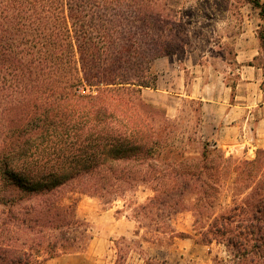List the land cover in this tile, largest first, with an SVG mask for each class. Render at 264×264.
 <instances>
[{"label": "trees", "instance_id": "obj_1", "mask_svg": "<svg viewBox=\"0 0 264 264\" xmlns=\"http://www.w3.org/2000/svg\"><path fill=\"white\" fill-rule=\"evenodd\" d=\"M250 2L264 18V3ZM178 16L177 6L154 0H0V206L11 216L0 230L15 221L32 235L19 247L0 239V264H47L86 249L89 224L81 228L76 209L61 202L74 190L112 204L148 186L155 195L138 206L139 223L186 237L173 228V216L191 195L198 207L207 204L231 159L221 152L212 158L209 142L199 156L175 152L143 99V89L156 88V61L178 49ZM259 38L264 48V33ZM25 200L38 206H22ZM246 208L237 204L215 218L211 232L238 237L254 228L264 243V197L256 207L262 216L235 227ZM125 243L123 237L118 247L132 250ZM228 246L243 244L228 239ZM130 250L115 264H127Z\"/></svg>", "mask_w": 264, "mask_h": 264}, {"label": "rangeland", "instance_id": "obj_2", "mask_svg": "<svg viewBox=\"0 0 264 264\" xmlns=\"http://www.w3.org/2000/svg\"><path fill=\"white\" fill-rule=\"evenodd\" d=\"M154 1L162 3L166 9L176 6L179 9V16L174 21L178 49H174V55L165 58H170L174 68L188 70L185 71L186 81L190 80L189 74L193 71L199 77L196 88L199 92L200 88L204 89L206 98H219L227 94L231 96L228 99L232 103L243 102L247 111L255 112L253 121L254 118L264 117L261 105L264 99V48L259 38L264 33V18L260 16V10L254 8L250 0ZM261 2L264 3V0ZM163 62L160 59L156 61L158 81L161 74L169 69ZM258 68L260 70L256 71ZM170 70V76L175 78V71ZM163 91L161 88L158 92L163 97L154 107L157 113L154 123L161 128L174 151L184 150L188 157L199 156L205 150V143L209 142L212 158L216 156L214 152H221L225 158L231 159L226 168L216 174L217 179L212 183L216 191L211 192L207 204L198 207L201 202L197 196L191 195L184 200L183 209L173 216V228L177 233L186 234V237L158 233L156 225L139 223L136 217L138 206L155 195L148 186L142 185L129 191L112 204L74 190L63 194L62 204L76 209L81 228L84 222L89 224L92 239H107L109 250L99 256L98 262L92 261L91 258L96 256L88 252L90 243L82 251L54 258L50 264H81L82 259L90 264H104L103 260L105 264H110L116 259L121 262V255H126L130 250L125 245L118 247L122 236H126L125 244H131L132 249L127 264H264V243L257 229L248 228L238 237L211 232L215 231L212 228L214 219L230 215L237 204H247L245 212L248 217L236 218L235 227L239 220L250 219L249 215L262 216V213H256V207L258 200L264 197V152H261L264 148L251 147L245 152H235L234 147H220L213 141L204 140L200 128L203 102L188 98L180 101L174 95L178 93L177 90L169 95ZM145 98L151 99L149 96ZM173 115L177 116L172 119ZM249 134L252 136L254 133L250 131ZM4 136L0 130V148ZM218 163L216 161L214 164L218 167ZM26 203L28 200L22 201L21 205ZM29 203L38 206L36 200ZM21 205L12 208L11 212L20 213ZM9 215V210L0 206V225L3 220L11 218ZM14 222H10L7 230H0V239L19 247L21 241L32 235ZM253 224L261 225L257 222ZM217 226L223 229L225 225L221 220ZM76 235L80 236L78 233ZM53 236L52 232H47V237L51 239ZM228 239L239 240L243 246H240V250L228 246ZM43 257H46L45 253H41L39 260Z\"/></svg>", "mask_w": 264, "mask_h": 264}, {"label": "crops", "instance_id": "obj_3", "mask_svg": "<svg viewBox=\"0 0 264 264\" xmlns=\"http://www.w3.org/2000/svg\"><path fill=\"white\" fill-rule=\"evenodd\" d=\"M160 60L162 62L164 61L163 64L169 69H166V71L161 74L160 80L157 81L158 87L155 89H143L142 96L146 103L152 107L159 105V98L161 99L163 97L162 95L158 94L161 88L165 91L166 95L171 94V92L174 93V91L177 90L178 93H174L177 100L182 101L184 98H188L191 101L194 99H199L201 102H203L201 109L200 128L203 130L202 137L204 140L213 141L220 147H234L235 152H245L246 150H251V147L264 148V117L259 119L254 118L255 120L253 121L252 117L255 115V112L247 111V108L245 107L246 104L243 102L232 103L228 99L231 96H228L227 94L221 95L219 98H206L204 95L205 90L200 88L199 92V90L196 88L199 77L195 76L193 71L191 74H189L191 76L189 78L190 80L186 81L185 71L187 69L181 71L179 69L180 67H177L178 69L174 68V66L171 64L170 58H161ZM155 68H157V63ZM171 68L175 71L174 73H176L175 78L174 76H170ZM259 70V68L256 69V71ZM256 74L257 73H254V75ZM164 83L166 85H164ZM146 90H150V92H147ZM146 96H149L151 99L145 98ZM261 105L264 108V99L262 100ZM167 108L169 107L167 106ZM176 116L173 115L172 119H174ZM250 131L254 133L252 136L249 134ZM109 241L111 242V240ZM108 245L107 239L94 237L91 241L88 252H90L92 255H95L96 257L91 258V260L98 262L99 256L103 255L105 252H107V250H109ZM116 261L117 259L110 264H115ZM49 262L51 263L52 261ZM49 262L47 264H50ZM103 263L105 264L104 260ZM81 264L90 263L82 259Z\"/></svg>", "mask_w": 264, "mask_h": 264}]
</instances>
